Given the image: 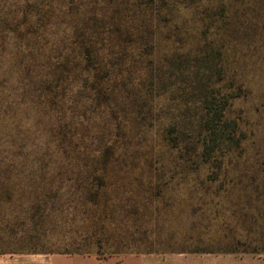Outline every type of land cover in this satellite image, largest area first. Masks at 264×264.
Masks as SVG:
<instances>
[{
    "label": "rangeland",
    "instance_id": "374dc122",
    "mask_svg": "<svg viewBox=\"0 0 264 264\" xmlns=\"http://www.w3.org/2000/svg\"><path fill=\"white\" fill-rule=\"evenodd\" d=\"M0 250L263 262L264 0H0Z\"/></svg>",
    "mask_w": 264,
    "mask_h": 264
},
{
    "label": "crops",
    "instance_id": "0c3cea01",
    "mask_svg": "<svg viewBox=\"0 0 264 264\" xmlns=\"http://www.w3.org/2000/svg\"><path fill=\"white\" fill-rule=\"evenodd\" d=\"M148 254L128 253L99 256L94 254H56L51 264H153Z\"/></svg>",
    "mask_w": 264,
    "mask_h": 264
},
{
    "label": "trees",
    "instance_id": "16d2710c",
    "mask_svg": "<svg viewBox=\"0 0 264 264\" xmlns=\"http://www.w3.org/2000/svg\"><path fill=\"white\" fill-rule=\"evenodd\" d=\"M212 107H210L208 105V109H210ZM212 111V110H211ZM222 117L224 118V115H223V111L222 110H216L214 112V116L211 118V119H208L207 120V126L211 129V133L214 137V145H218V142L222 139V143L224 141V138H225V133L228 132V129L231 125H229V123L225 122V124L227 126H221L219 127V124L220 122L222 121ZM3 195V194H2ZM6 197H7V194H6ZM4 198V197H3ZM100 216L98 218H96L95 220H89V218H86L85 221H87L88 223H91V222H95L94 224H98V223H101V219H99ZM207 249V248H206ZM204 250V251H209V252H212L214 250ZM263 249L261 248H255V252H260L262 251ZM30 251H35L33 248H25V244H21L17 247V249H15L14 251H12L11 253H24V252H30ZM237 250H228L227 252H235ZM6 251L4 250H0V253H5ZM264 252V251H263ZM59 254H86V252H81V253H78V252H69V251H65V252H58ZM235 264H264V261L263 262H259V263H235Z\"/></svg>",
    "mask_w": 264,
    "mask_h": 264
}]
</instances>
